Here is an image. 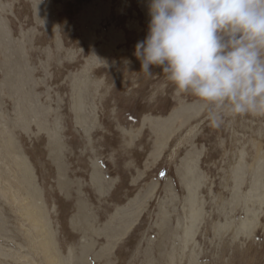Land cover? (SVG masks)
<instances>
[{
	"label": "rangeland",
	"instance_id": "obj_1",
	"mask_svg": "<svg viewBox=\"0 0 264 264\" xmlns=\"http://www.w3.org/2000/svg\"><path fill=\"white\" fill-rule=\"evenodd\" d=\"M148 22V0H0V167L25 192L0 193V264H264V117L213 124L140 71Z\"/></svg>",
	"mask_w": 264,
	"mask_h": 264
},
{
	"label": "clouds",
	"instance_id": "obj_2",
	"mask_svg": "<svg viewBox=\"0 0 264 264\" xmlns=\"http://www.w3.org/2000/svg\"><path fill=\"white\" fill-rule=\"evenodd\" d=\"M140 71L159 68L175 95H190L213 124L264 117V0H148Z\"/></svg>",
	"mask_w": 264,
	"mask_h": 264
},
{
	"label": "bare ground",
	"instance_id": "obj_3",
	"mask_svg": "<svg viewBox=\"0 0 264 264\" xmlns=\"http://www.w3.org/2000/svg\"><path fill=\"white\" fill-rule=\"evenodd\" d=\"M36 114V113H35ZM35 116V115H34ZM17 158H19L20 160V163L23 167V173L22 175H32L31 171L29 170V168L27 167V165L24 163L21 155H16ZM5 175L2 173V170H1V167H0V185H2L3 187H1V190H0V193H2V195H4V197L7 198V200L9 202H11V207H14L15 206V203L21 207L22 209L24 208L23 206H21V203H20V200H21V197L24 195V191H23V188H22V185L21 183L15 181V180H7L5 179L4 177ZM25 180V179H24ZM26 182V181H25ZM9 187L12 188V191L13 192H8L9 190ZM8 189V190H7ZM33 199H36V196L34 197L33 196ZM14 205V206H13ZM10 206V205H9ZM14 209V208H13ZM15 210V209H14ZM16 211V210H15ZM28 220V222H30V225H31V221H30V217H31V214H29L27 212V215L25 216ZM1 237V236H0ZM2 255V254H1ZM3 256V255H2ZM1 260V259H0ZM1 263V262H0ZM50 264H52L50 262ZM58 264V263H57Z\"/></svg>",
	"mask_w": 264,
	"mask_h": 264
}]
</instances>
